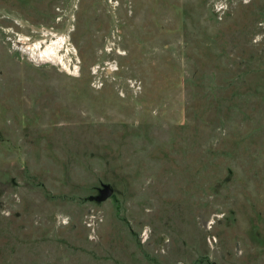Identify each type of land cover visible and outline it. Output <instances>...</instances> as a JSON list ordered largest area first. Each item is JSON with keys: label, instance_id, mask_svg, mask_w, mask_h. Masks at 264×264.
I'll list each match as a JSON object with an SVG mask.
<instances>
[{"label": "rangeland", "instance_id": "374dc122", "mask_svg": "<svg viewBox=\"0 0 264 264\" xmlns=\"http://www.w3.org/2000/svg\"><path fill=\"white\" fill-rule=\"evenodd\" d=\"M215 1L0 0V264H264V0Z\"/></svg>", "mask_w": 264, "mask_h": 264}, {"label": "bare ground", "instance_id": "6f19581e", "mask_svg": "<svg viewBox=\"0 0 264 264\" xmlns=\"http://www.w3.org/2000/svg\"><path fill=\"white\" fill-rule=\"evenodd\" d=\"M65 41H66V37L63 36V37H59L53 40H49V42H44V44H39L37 48H39V46L40 48L43 46L41 55L47 56L51 58L52 60H54V58H57V53L62 48ZM56 61H58V59Z\"/></svg>", "mask_w": 264, "mask_h": 264}, {"label": "built area", "instance_id": "2783aa9c", "mask_svg": "<svg viewBox=\"0 0 264 264\" xmlns=\"http://www.w3.org/2000/svg\"><path fill=\"white\" fill-rule=\"evenodd\" d=\"M110 4H112L113 6H115V4H117V0H109ZM225 6L224 2L220 1V0H216L213 4V8L214 10H218V9H221ZM104 49H106L107 51H110V50H117L118 52L120 53H124L125 50L121 49L120 47H117L115 46V44H113V41H108V43L105 44V47ZM105 68H111V69H115L117 68V63L114 59H111L109 61H107V64H106V67ZM135 82H132L131 85H133Z\"/></svg>", "mask_w": 264, "mask_h": 264}, {"label": "water", "instance_id": "95a60500", "mask_svg": "<svg viewBox=\"0 0 264 264\" xmlns=\"http://www.w3.org/2000/svg\"><path fill=\"white\" fill-rule=\"evenodd\" d=\"M113 193V189L108 185L104 184L99 189V195L96 196V200L102 201L105 200L107 197H109Z\"/></svg>", "mask_w": 264, "mask_h": 264}]
</instances>
